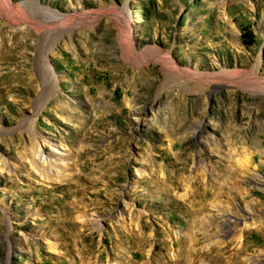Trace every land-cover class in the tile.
I'll list each match as a JSON object with an SVG mask.
<instances>
[{
	"label": "rangeland",
	"instance_id": "1",
	"mask_svg": "<svg viewBox=\"0 0 264 264\" xmlns=\"http://www.w3.org/2000/svg\"><path fill=\"white\" fill-rule=\"evenodd\" d=\"M12 2L36 3L38 17L44 9L58 21L49 29L47 55L57 91L39 98L40 32L0 16V35L17 30L19 39L30 38L15 48V60L0 59V74L21 67L37 78L31 89L19 82L13 90L0 88V264H158L156 255L147 263L135 248L115 245L111 228L125 208L127 225L144 214L151 231L175 220L178 232L184 220L176 215L185 207L160 195L168 186L181 202H206L203 216L214 221L205 232L193 224L191 239L185 229L174 244L191 241L200 250L220 238L229 245L220 252L226 263L240 251L237 264H264V92H250L244 80L251 71L264 76V0ZM77 10L83 14L76 18ZM125 28L133 29L137 49L167 50L180 66L206 73L210 90L175 89L159 61L135 62L123 49ZM153 102L155 118L141 122L137 114ZM45 138L64 144L56 148ZM35 143L52 160L67 155L77 162L54 168L53 176L62 183L74 172L87 177L93 201L83 207L104 217L96 226L64 223L72 187H57L34 169ZM125 183L136 192L120 194ZM177 253L181 260L183 250ZM198 264L216 263L201 256Z\"/></svg>",
	"mask_w": 264,
	"mask_h": 264
},
{
	"label": "bare ground",
	"instance_id": "2",
	"mask_svg": "<svg viewBox=\"0 0 264 264\" xmlns=\"http://www.w3.org/2000/svg\"><path fill=\"white\" fill-rule=\"evenodd\" d=\"M80 11V10H79ZM78 10L75 11L73 16L80 17L82 12ZM44 9L41 10L42 17H38L39 10L35 4H32L30 7L24 5H14L12 0H0V16L7 20L8 22L16 25L17 27L23 26H31L36 28L40 33L39 40L37 42V46L34 52V64L38 69V79L42 85V91L40 93L39 98L41 99L47 92H53L52 95H56V86L54 85V77L53 71L51 70L53 66L48 63L47 55L48 52L51 51L52 45L50 41V36L52 35L51 25L58 22L56 18L52 17L53 13L45 14ZM55 16V15H54ZM124 20V19H123ZM122 20V21H123ZM122 25H120L121 27ZM126 31H122L120 34L121 42L124 45L123 49L127 52V55L132 57L135 62H143V63H151L153 61H159L163 67V73L165 78L167 79V84L171 87L177 89H182L184 91H191L193 89L209 91L210 87L206 85V73L199 71L198 69H192L185 66H180L173 58L170 56L169 51L150 47L146 50H139L135 47V39L133 37V29L125 28ZM121 30V29H120ZM124 30V29H123ZM34 32V31H32ZM19 33L17 30H12L8 34H2L0 39V59L3 60V64L10 63V60H15L16 54L14 52L15 48L21 45H28L29 39H19ZM12 40V42H9ZM160 54L161 57L156 58L154 55ZM125 57V55H124ZM127 57V56H126ZM154 64V63H153ZM2 67V66H1ZM34 67V68H36ZM15 75H12L11 72H4L0 74V88H4L6 90H13L16 86V82L23 83L25 88L31 89L36 86L37 78L28 75L24 76L25 69L21 67H17L14 69ZM36 72V71H35ZM238 73V72H237ZM245 74V73H244ZM224 76V74H223ZM236 78V77H235ZM247 89L252 92H264V76H261L256 71H251L246 74L244 77ZM7 82V84L2 87L1 84ZM163 85V84H161ZM240 85V84H239ZM167 86V85H166ZM257 90H256V89ZM254 89V90H253ZM247 90V91H248ZM257 94V93H256ZM264 95V94H262ZM39 99V100H40ZM128 102V100H126ZM155 103L150 104L148 109L140 111L137 115L139 120L143 123H147L148 121L153 120L156 115ZM128 104V103H127ZM48 142L52 143L50 140L45 138ZM56 148L61 147L63 144L53 143ZM54 146V147H55ZM66 146V145H65ZM66 148V147H64ZM45 150L41 147V144L35 143L33 145V158L30 160V163L44 178V180L50 182H56V186H62L63 184H67L72 187L66 194L69 201V206L65 208L63 215L65 216V224L70 228H76L78 225L83 226V230L90 227L92 224L96 226L98 222L103 220L104 217L101 215H90L88 214L89 209H84L83 204L86 201L92 202L93 200L87 197L88 189L92 187V183H90L87 177L81 172H74L69 180L66 183H62V180L56 179L53 174L54 168L56 172H59L63 164L69 165L71 167L77 165V162L71 160L70 157L62 156L58 157L55 160H52L50 156L44 152ZM57 151V150H55ZM54 151V153H55ZM57 155V154H56ZM60 155V154H59ZM61 156V155H60ZM81 167V166H80ZM58 169V170H57ZM61 172V171H60ZM63 172V171H62ZM58 175V174H57ZM59 177V176H58ZM61 177V176H60ZM144 177V176H143ZM145 183L147 181L144 178L141 180ZM112 182V181H111ZM133 184L125 183L122 187H119L120 194H126L129 189L131 192H136L133 189ZM135 188V187H134ZM139 191V190H138ZM160 192L161 196H165L170 204H180V206H184L183 213L177 214L176 218L179 220H184V224L180 225L179 231H174L173 227H176V221L170 225L165 227L157 226L151 231V224L148 220L144 218V214H139L138 218H131L128 225L125 222V218L127 215L125 214L126 209L122 211L120 219H117L113 222L112 232H113V240L112 242L117 244H127L130 248H135L136 252H139L142 257H148L152 259V256H158L159 263L158 264H178L177 261L180 260L181 253H177V248L183 250L184 255L180 260V264H198V259L201 256L209 257L216 264H237L240 259V251L233 255V259L226 263L225 256L220 253L221 251H226L229 248V245H222V241L217 239L212 245L203 246L200 250H194V243L183 242L182 244L177 245L172 242L173 238H177L178 233H184L185 229L187 230L185 235L187 238L191 239L193 236V224L201 225L203 224L204 232L209 228L208 225L212 224L214 221L210 220L212 217L210 214L208 216H203L204 212L207 211V203L200 205L198 201L193 199V201H188L186 198L184 202L177 200V194H174L170 187L162 188ZM129 193V192H128ZM127 193V194H128ZM194 195V194H193ZM196 195V194H195ZM185 198H183L184 200ZM107 201L95 200L94 203H106ZM199 204V207H196ZM129 204V203H127ZM196 207V208H194ZM129 208L131 205L129 204ZM77 214V216H75ZM136 216V215H135ZM203 216V218H202ZM225 219L227 218V214L223 215ZM81 219L82 223L76 221V218ZM113 218V217H112ZM98 227V226H97ZM82 229L80 231H83ZM230 228L227 223L222 224L221 226V234L226 236L229 232ZM125 233H124V232ZM91 232V231H90ZM116 232V233H114ZM80 233V232H79ZM88 233V232H87ZM79 235V234H78ZM82 238L85 240L87 235L81 234ZM94 239V238H93ZM86 241V240H85ZM87 244V243H86ZM152 245V249L150 250V254L148 253L147 247ZM149 248V247H148ZM175 249V253L173 250ZM188 251V254H187ZM147 259V260H148Z\"/></svg>",
	"mask_w": 264,
	"mask_h": 264
}]
</instances>
